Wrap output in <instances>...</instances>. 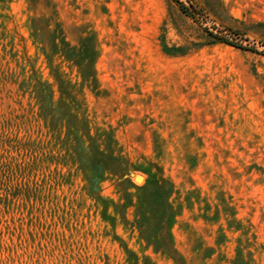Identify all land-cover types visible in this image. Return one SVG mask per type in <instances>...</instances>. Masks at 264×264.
Returning a JSON list of instances; mask_svg holds the SVG:
<instances>
[{
  "label": "rangeland",
  "instance_id": "obj_1",
  "mask_svg": "<svg viewBox=\"0 0 264 264\" xmlns=\"http://www.w3.org/2000/svg\"><path fill=\"white\" fill-rule=\"evenodd\" d=\"M0 264H264V0H0Z\"/></svg>",
  "mask_w": 264,
  "mask_h": 264
},
{
  "label": "trees",
  "instance_id": "obj_2",
  "mask_svg": "<svg viewBox=\"0 0 264 264\" xmlns=\"http://www.w3.org/2000/svg\"><path fill=\"white\" fill-rule=\"evenodd\" d=\"M184 9L186 10V8H184ZM213 35H216V34H213ZM222 41L229 42L228 40H222ZM230 43H232V42H230ZM234 45H236V44H234ZM85 58L88 59L87 57H85ZM89 58H90V56H89ZM149 184H153L154 185L155 192L157 193V198L159 200L158 202H160V206H161L160 208L161 209H160V212L158 213V218L161 219L162 223H167V222H169V217L167 216L168 215V210L171 208V204L168 202V197L172 193L171 184H169L166 181L165 182H157V181L151 179L148 182V184L144 185L143 187H146ZM144 217H143V219H145V220L148 218V217L146 218V216H144Z\"/></svg>",
  "mask_w": 264,
  "mask_h": 264
},
{
  "label": "water",
  "instance_id": "obj_3",
  "mask_svg": "<svg viewBox=\"0 0 264 264\" xmlns=\"http://www.w3.org/2000/svg\"><path fill=\"white\" fill-rule=\"evenodd\" d=\"M139 175H136V178L138 177Z\"/></svg>",
  "mask_w": 264,
  "mask_h": 264
}]
</instances>
